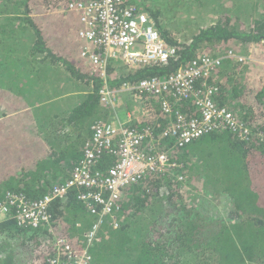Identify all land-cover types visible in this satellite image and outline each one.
<instances>
[{
    "label": "trees",
    "instance_id": "1",
    "mask_svg": "<svg viewBox=\"0 0 264 264\" xmlns=\"http://www.w3.org/2000/svg\"><path fill=\"white\" fill-rule=\"evenodd\" d=\"M84 1L89 0H0L1 37L16 34L17 29L11 26L28 28L35 35L32 53L62 66L78 84L92 90L67 118L61 119L63 124L56 123L65 133L64 139L75 135L71 144L56 151L38 131L23 97L26 91L16 93L12 89L15 85L8 88L11 90L0 89V202L8 195L38 201L55 184L70 177L91 137V127L108 117V109L98 96L105 84L119 89L125 84L162 78L202 55L244 51L245 46L255 50L244 51L249 54L244 57L255 62L246 61L241 67L236 63L239 71L233 78L220 77L219 70L214 82L217 105L227 107L248 132L244 136L229 130L213 132L172 150L171 157L180 167L163 175L149 174L126 187L114 209L115 219L101 220L97 240L90 245L85 235L98 218L78 201L76 190L70 191L64 201L50 203L47 227H18L11 215L0 222V234L12 239L8 245L0 242V264H49L57 254L52 245L55 236H62L73 251L87 249L90 264H181L191 255L199 264H264V138L260 136L264 134V2L251 0L250 10L242 14L237 6L243 7L248 1H196L197 6L209 1L216 15L204 24L185 21L194 31L188 39L179 41L171 32L172 23L162 19L161 7L131 0L132 5L148 13L163 40L177 48L176 57L166 64L127 72L119 60H108L104 80L100 71L81 57V25L76 13L67 9ZM172 1L174 9L169 0L166 7L172 10L170 18L181 12L187 14L195 3L190 1L182 8L176 6L177 0ZM177 108L186 114L192 105L183 102ZM150 117L140 116L132 127L154 131L166 127L158 110L150 111ZM206 145L214 150L205 151ZM112 162L111 156H103L93 172L103 177ZM200 192L206 198L225 193L233 201L237 221L227 223L205 215L199 209L204 198H193ZM156 203L159 212H152L148 222L142 219L143 212L152 210ZM56 229L60 230L54 234Z\"/></svg>",
    "mask_w": 264,
    "mask_h": 264
},
{
    "label": "built area",
    "instance_id": "2",
    "mask_svg": "<svg viewBox=\"0 0 264 264\" xmlns=\"http://www.w3.org/2000/svg\"><path fill=\"white\" fill-rule=\"evenodd\" d=\"M130 2L89 0L70 4L67 8L78 14L81 25L78 36L85 44L80 55L100 71L104 80L108 60H119L131 70L166 64L176 57L177 48L163 40L148 13ZM224 60L244 64L252 59L237 52L202 55L162 78L125 84L119 89H111L105 84L98 93L104 108L113 111L120 104V95L127 92L136 100L137 114L132 113L138 120L140 116L151 118L150 111L158 110L167 122L166 127L161 131L132 127L129 116L126 121L112 118L98 121L91 127V137L70 177L55 184L35 202H27L19 195H8L0 202V222L13 215L18 227H47L50 225V203L64 201L70 191L76 190L78 201L91 216L98 218L85 235L90 245L96 239L101 220L115 219L114 209L123 199L126 187L137 184L149 174L163 175L180 167L171 157L172 150L222 130L244 136L248 131L234 114L215 101L216 78ZM151 101L156 103L155 106H150ZM183 102L192 105L186 114L177 108V104ZM260 136L264 138V134ZM105 155L111 156L113 162L106 175L101 177L93 169ZM59 230L56 229L54 234ZM52 245L57 254L49 264H90L87 249L73 251L62 236H55Z\"/></svg>",
    "mask_w": 264,
    "mask_h": 264
},
{
    "label": "crops",
    "instance_id": "3",
    "mask_svg": "<svg viewBox=\"0 0 264 264\" xmlns=\"http://www.w3.org/2000/svg\"><path fill=\"white\" fill-rule=\"evenodd\" d=\"M77 18H78V14ZM34 40L28 46L16 42L6 50H11L8 53H2L5 56V62L0 63V80L4 84H0L2 90L12 89L18 93L25 90L23 97L26 99L27 106L32 110V115L38 125V131L41 137L56 151H60L63 147L71 144L75 140V135L71 138L64 139L65 133L59 130L57 122L60 124L61 119L67 118L75 107L79 106L91 93V89L78 84L77 81L71 78L69 73L60 65L48 61L43 55H35L31 52V47ZM35 55V56H34ZM9 61V63H7ZM255 62V59L251 60ZM239 71V68H237ZM23 81L31 84L32 87L23 83ZM28 86V87H27ZM123 97V96H122ZM55 110H50L51 106L60 105ZM122 107H127L125 111L131 108H136L132 103H123L120 99V104L115 109L108 110V117L105 120L118 119L126 121L129 118L132 122H138V117L132 112L123 111V115H118ZM130 108V109H129ZM48 111L53 114L49 118H45ZM236 210V209H235ZM5 239H0L2 245L12 243V239L6 234Z\"/></svg>",
    "mask_w": 264,
    "mask_h": 264
},
{
    "label": "rangeland",
    "instance_id": "4",
    "mask_svg": "<svg viewBox=\"0 0 264 264\" xmlns=\"http://www.w3.org/2000/svg\"><path fill=\"white\" fill-rule=\"evenodd\" d=\"M140 1L142 3H145V6H147V4H149V6L155 5V7H159V8L161 7V10L163 12L161 14L162 19L163 18L166 19L168 24H170V22L172 23V25L170 24L171 32L174 35V37L176 39H178L179 41H184V40L188 39L194 31V28H192L190 25L186 24L185 21L190 20L193 23L203 22V24H204L210 19V17L212 15H216V12L213 11L209 1L208 2L203 1V2H201L202 5L198 4V6H197L196 1H198V3H199V1H201V0H177L179 3H176V6H182V8H184L185 4H187L190 1H195V3L194 2L192 3V8L189 11L192 13L189 14V12H188L187 14L184 15L183 14L184 12H181L180 14H178L172 18H170L172 10L169 12V9H166V7L168 6L167 0H155V1L154 0H140ZM243 1L244 2L248 1V2L243 7H241V6H237V7L239 8L240 13L245 14L248 10H250V6H249L250 2L253 1V3H255V0H252V1L251 0L250 1L249 0H243ZM211 2L214 3V0H212ZM258 2H264V0H258ZM168 3H169V5L171 4V9H174V7L172 5L173 1L169 0ZM194 12L196 13L195 15H193ZM244 21H246V20H244ZM11 29H17L16 34L10 35V37H1L0 36V63L1 62L6 63V61L4 60L5 56L2 53H8L11 51V50H6L7 47H9V46L11 47L16 42H19L22 45L28 46L29 43L35 39V35L33 33L31 34L29 32L28 28H21V27H17L14 25V26H11ZM243 50L247 53H255V50L251 49L248 46L243 47ZM244 51H242V49H239L237 51V53H241L243 56L248 57L247 55H249V54L245 53ZM37 55H39V54H37ZM118 62L122 66V62H120V61H118ZM7 63H9V61ZM261 64H263V63H261ZM242 65H244V64H242ZM242 65H240V67ZM237 68L238 67L235 63H233V62L228 63V62L224 61L222 63V65L220 66V70H221L220 77H222V76L228 77V78L235 77L238 74ZM123 71L127 72L128 69L125 67V68H123ZM117 73H119L118 70L114 73V75ZM120 99L123 103H126V105H127V103H129V106L132 105V103L135 105L137 104L136 100L127 92H123V94L120 95ZM155 104L156 103L154 101H152L151 106H155ZM48 106H51L50 110H55L57 107H60L61 104L60 105H48ZM136 108H137V106H136ZM136 108H133V109L129 108L130 110L127 112L125 110H127L128 108L122 107L121 111L119 112L118 117L121 114L123 115V111H124V114H125V112H127V113L133 112V113L137 114L138 109H136ZM52 115L53 114H51L48 111V114L46 115L45 118H49ZM121 120H123V119H121ZM213 150H214L213 146L206 145L205 151H213ZM218 194H219L218 196L206 198L204 196L205 193L200 192L198 195H196L193 198L194 199H198V197L204 198V199H202V201L199 205V209H201L205 215L214 216L215 219H221L222 221L227 222V223L229 221L233 222L234 220L238 219V217L236 215L235 207L233 205V201L231 199H229L225 195V193H218ZM151 208L153 211L149 210L146 213L143 212V218L142 219H144L147 222L151 219L152 212L158 213L160 207H159V204L156 203ZM191 256L187 257L184 260L186 263H181V264H199L198 259L191 257Z\"/></svg>",
    "mask_w": 264,
    "mask_h": 264
},
{
    "label": "bare ground",
    "instance_id": "5",
    "mask_svg": "<svg viewBox=\"0 0 264 264\" xmlns=\"http://www.w3.org/2000/svg\"><path fill=\"white\" fill-rule=\"evenodd\" d=\"M73 4H76V3H73ZM69 6V5H68ZM68 11H70V12H73V11H71V10H68ZM73 13H75V12H73ZM84 47H85V44H83V47H82V50L84 49ZM82 57V56H81ZM84 59V58H83ZM85 60V59H84ZM85 61H87V60H85ZM88 62V61H87ZM240 65H242V64H240Z\"/></svg>",
    "mask_w": 264,
    "mask_h": 264
},
{
    "label": "clouds",
    "instance_id": "6",
    "mask_svg": "<svg viewBox=\"0 0 264 264\" xmlns=\"http://www.w3.org/2000/svg\"><path fill=\"white\" fill-rule=\"evenodd\" d=\"M241 54V53H240Z\"/></svg>",
    "mask_w": 264,
    "mask_h": 264
}]
</instances>
